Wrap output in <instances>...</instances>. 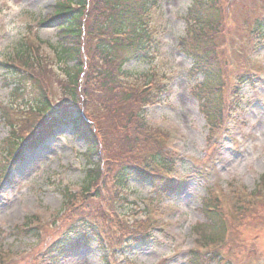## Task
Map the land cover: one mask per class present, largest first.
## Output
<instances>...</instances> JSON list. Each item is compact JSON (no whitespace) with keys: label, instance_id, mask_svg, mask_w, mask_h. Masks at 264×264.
<instances>
[{"label":"rangeland","instance_id":"obj_1","mask_svg":"<svg viewBox=\"0 0 264 264\" xmlns=\"http://www.w3.org/2000/svg\"><path fill=\"white\" fill-rule=\"evenodd\" d=\"M242 2L232 0L225 5L226 8L233 6L228 16L235 11L231 23L210 45L201 47L202 51L203 47H210L209 57L217 53L225 77L229 76L225 91L213 93L216 96L213 110H208L204 104L207 100L203 101L206 97L200 83L204 76L192 72L197 58L194 60L190 51L198 43L193 39L184 43L183 39L186 34L184 17L195 15L190 8L192 0H160L159 8L150 15L153 31L150 55L154 59L150 64L133 60L123 68L127 75L138 78L143 84V81L154 80V86L162 84L166 89V94L160 98L161 104L144 108L145 118L136 116V121L143 138L163 142L162 152L169 160L173 155L176 161L178 155L174 167L171 160L169 163L173 167L172 180L179 183V191L174 196H164L160 200L155 195L154 182L132 178L126 187L125 203L116 206L118 213L128 218L129 225L139 223L149 228L150 238L142 242L129 238L126 247L123 244V249L109 253L86 235L93 232L91 228L84 230V221L79 218L73 220L75 223L72 221L70 230H56L57 234L47 233L52 229L41 231L39 238L35 234L11 232L15 225L25 224L31 217L38 218L44 225L58 217L56 223L60 226V218L66 212L64 193L89 196L95 192V187L87 183L86 146L77 139L73 128L63 127L36 152L26 154L22 163L11 168L10 181L5 180L0 185V255L9 261L11 256H16L14 264H51L52 258L43 260L41 255L60 242L64 252L58 264H264V181L261 183L264 180V38L256 43L246 37L245 29L240 30L250 18L264 17V0ZM54 5V0H0V103L5 110H0V160L3 157L7 163L10 155L4 140L11 130L6 117L13 119L19 129L32 117L28 113L31 110L19 109L34 107L40 100L35 88L20 89L5 80H13L11 72L17 62L12 68L4 63L14 60L12 56L18 51L20 42L37 37L41 43L36 53L40 63H29L30 74L28 71L23 74L29 77L43 72L47 76L44 81V89L48 90L46 97L55 104L72 98L69 82L64 83L68 81L64 70L70 71L73 63L61 62L54 51L61 45L58 27L39 24L42 18L48 21ZM246 5L253 6L254 11H247ZM31 21L34 37L27 31ZM242 49L245 54L239 56L237 53ZM240 60L248 65H240ZM238 74L251 75L253 80L246 85L235 82ZM136 93L142 103L146 94L142 89ZM79 94L78 100L82 97ZM86 107L91 114L94 113L91 110L97 111L93 105ZM114 107L116 115L104 114L109 118L97 120L102 128L111 129V136L112 131L121 126V120L128 126L135 117L127 108ZM80 110L83 113V109ZM209 111L210 116L206 117ZM137 112H141L140 108ZM105 136H108L106 140L111 137L110 133ZM157 185L166 187L162 182ZM240 190L253 194L245 202L228 203L225 215L215 213L222 215L225 231L217 233L212 241L196 245L201 238L194 229L205 221L200 211L203 201L219 192L225 201L224 193L233 196ZM115 194L111 197L118 199ZM84 203L92 204L93 201ZM35 223L39 225L38 221ZM111 233H115L116 242L120 234L116 225ZM212 243L216 244V250L212 249ZM197 249L205 256L200 253L198 259L193 258Z\"/></svg>","mask_w":264,"mask_h":264},{"label":"trees","instance_id":"obj_2","mask_svg":"<svg viewBox=\"0 0 264 264\" xmlns=\"http://www.w3.org/2000/svg\"><path fill=\"white\" fill-rule=\"evenodd\" d=\"M195 1L197 8L193 10L195 14L194 21L199 31L195 30L194 33L197 36L198 46L194 47L190 53L194 60L197 58L193 72L204 76L203 82L200 83V89L206 97L204 101L207 100L204 104H207L208 110L211 111L216 108V96H213V93L215 91H220V93L225 91L226 80H229V76L225 77L217 53L213 52L214 55L209 57L207 50L210 47H203V51L201 47L202 45H210L216 35L226 31L235 11L232 16H228V11L233 6L226 8L225 5L230 0ZM239 3L243 4L242 0H239ZM155 5V0H56L54 12L48 17V22H52L58 27L59 35L63 40L58 48H54V51L61 62L71 61L73 63L70 71L64 70V75L68 77V81L64 83L69 82L70 87L68 90L72 98L71 100L62 99L64 103H59L56 106L50 97H46L48 90L44 89V81L47 76L43 72L33 76L29 75V77L23 74L25 71L30 74L31 69L27 68L29 63H40L39 56L36 53L41 43L40 41L35 43L28 38L24 40L25 43L20 42L18 51L12 56L14 60L10 64L4 63V66L12 68L13 64L17 62L13 67L14 72H11L13 80L12 82L9 78L5 80L15 84L20 89L33 90L35 88L40 94L41 101L39 100L34 107L28 106V111L31 110L29 113L32 114V117L28 121L26 120L19 129L16 128L13 119H10L9 116L6 117V121L11 127V133L4 142L8 146L7 153L10 156L20 148L22 143V146L24 145L26 148L36 146L53 136L57 129L71 125L77 138L83 140L86 144V161L89 166H92L87 170V183L91 180L90 178H95V180L105 179L113 191L111 194L115 196L113 185L115 184L118 192L121 191L129 182L130 177L128 174L131 172L130 170L137 163L138 167L141 169L144 167L145 171H153L154 169V173L152 171L144 173L148 178L136 170L133 174L137 178L150 179L154 182L155 192L159 199L172 191V184L167 179L171 168L165 162V159L168 158L162 152L163 142L159 139H147L141 136V130L136 121L137 110L141 105L136 93L137 90L124 86V89L128 91L118 92L117 89L112 88L116 81L114 74L116 60L120 61L121 65L134 59L148 61L145 54V48L149 45L147 15L150 7ZM246 6L247 11L253 12V6ZM253 21L260 26V29L263 28L261 25L264 24V21H260V23L259 19ZM189 27L192 31L189 35H192L191 22ZM84 34L86 38H84ZM117 36L124 38L132 36V39L122 44L116 40ZM111 38L114 40L111 41ZM200 51L203 57L198 58ZM237 54L243 56L245 51L242 49ZM25 59L31 60V62L24 61ZM21 61L24 64H21ZM239 64L247 66L248 62L243 63V60H240ZM35 70L36 67L33 68V72ZM82 75H85L83 86L80 82ZM248 76L247 74H238L235 76L234 81L246 83L248 81L243 78ZM38 87L42 89L44 94L37 89ZM79 92L82 96L80 100H78ZM143 92L146 97L142 104H148L150 95L147 91ZM116 104L119 109L124 108L121 106H128L129 109L128 107H125V109L127 108L135 117L133 116L129 121L128 126H126L125 120H121L123 124L121 122V126H117V130L106 140L108 136H105L103 133L105 130L98 124L97 120L103 117L109 118V115H116L118 112L115 109L116 107H113ZM87 105L95 106L97 111L91 110V112H94L91 114L88 112L90 109L86 107ZM218 106H220V99ZM75 107L88 112L86 117L78 112L74 116ZM3 111L5 110L3 109ZM210 111L207 114L208 117ZM104 114H108V116ZM129 115L131 116V114ZM122 125L125 128H122ZM131 128L132 131H130ZM22 149L25 148H20V150ZM148 174L151 176H148ZM157 182H162L166 187L158 186ZM121 202L123 201L120 200V197L118 199L112 198L110 201L104 200L102 205H95L94 211L87 214L81 212L74 214L67 206V214L60 218V226L59 223L53 222L51 225L41 224L37 229H34L32 228L34 223L31 222L27 231H17L15 233L35 234L41 237V231L52 229L47 233L57 234L56 230H70L73 224L72 221L78 217L85 219L83 220V229L88 228L90 230L91 228L93 232L91 236L97 240L102 249L113 251L114 247L123 245L122 241L126 237L125 232L130 231L127 223L117 221L114 217L113 210ZM222 206L223 202L214 195H209L203 201L200 211L205 218V222L198 223V226L194 229L196 235L201 238L197 242L199 245L212 241L217 233L225 231L226 228L222 218L225 212ZM215 213H221L222 215ZM86 218L91 220H86ZM240 219L243 220V216ZM114 225L118 227L121 233L117 238V245H114L112 240L114 234L111 231ZM135 229L136 234H141L144 230L147 232L148 228L140 224L135 225ZM138 231L139 233H137ZM135 233L134 235H136ZM212 245L215 244L212 243ZM197 254L200 255L199 251H194L193 258L198 259ZM0 264L6 263L0 261Z\"/></svg>","mask_w":264,"mask_h":264}]
</instances>
